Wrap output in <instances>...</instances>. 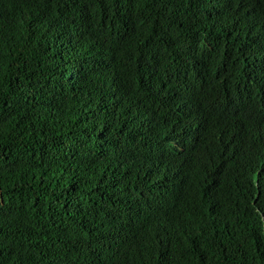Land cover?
I'll list each match as a JSON object with an SVG mask.
<instances>
[{"label": "trees", "instance_id": "trees-1", "mask_svg": "<svg viewBox=\"0 0 264 264\" xmlns=\"http://www.w3.org/2000/svg\"><path fill=\"white\" fill-rule=\"evenodd\" d=\"M0 264H264V0H0Z\"/></svg>", "mask_w": 264, "mask_h": 264}, {"label": "clouds", "instance_id": "clouds-1", "mask_svg": "<svg viewBox=\"0 0 264 264\" xmlns=\"http://www.w3.org/2000/svg\"><path fill=\"white\" fill-rule=\"evenodd\" d=\"M195 232V231H194Z\"/></svg>", "mask_w": 264, "mask_h": 264}]
</instances>
